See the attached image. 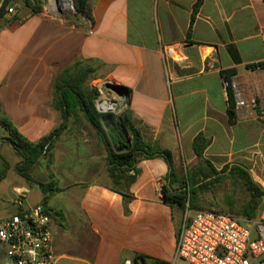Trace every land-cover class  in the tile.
Masks as SVG:
<instances>
[{
  "label": "crops",
  "instance_id": "0c3cea01",
  "mask_svg": "<svg viewBox=\"0 0 264 264\" xmlns=\"http://www.w3.org/2000/svg\"><path fill=\"white\" fill-rule=\"evenodd\" d=\"M197 1L90 0L91 21L57 1L9 0L15 12L0 18V116L40 142L62 123L53 101L56 79L87 61L96 69L90 79L123 88L143 139L172 152L180 177L202 166L193 144L203 134L210 141L205 159L216 171L243 165L264 189V68H249L264 63V1L204 0L189 35ZM231 70L227 80L223 72ZM70 119L86 120L80 114L67 125ZM8 137L0 124V175L6 172L0 197L10 193L13 204L7 217L19 212L22 193V209L43 205L52 218L56 264L172 260L184 215L163 202L161 189L169 184L163 159L137 164L126 213L122 196L111 189L107 157V165L81 178L74 166L66 167L58 178L61 190L44 193L17 172L20 158ZM229 177L244 186L229 172L216 181ZM33 187L39 192L30 199ZM0 253L3 264V243Z\"/></svg>",
  "mask_w": 264,
  "mask_h": 264
},
{
  "label": "trees",
  "instance_id": "16d2710c",
  "mask_svg": "<svg viewBox=\"0 0 264 264\" xmlns=\"http://www.w3.org/2000/svg\"><path fill=\"white\" fill-rule=\"evenodd\" d=\"M35 1L39 3V0ZM73 2L76 16L93 20L90 0H73ZM203 2L204 0H198L194 6L189 35ZM35 10H41V7H37ZM257 67L264 68V63L249 66V68ZM95 72L96 69L87 61H79L74 66L67 68L56 79L53 101L61 113L62 123L49 136L38 143L29 141L6 117L0 116V124L9 134V137L4 141L11 144L20 158L16 170L24 179L29 183H33L32 171L48 152L55 139L67 127L68 119L74 118L77 120L82 114L105 145L108 153L109 175L113 183L111 189L122 196L126 213L129 212L128 205L134 200L131 186L136 181L137 164L142 160L161 158L169 168L167 175L169 184L161 189L165 205L184 210L186 202L189 201L192 202V208H197L198 203L196 201H198L199 193L206 188V183L210 179L221 180L223 174L229 172L241 179L245 189L251 196L250 201L243 208V215L248 219L257 216L260 199L264 196V189L253 179L250 171L243 165H227L222 171H216L212 164L205 159V151L210 141L203 134L197 135L193 144L194 152L201 160L202 166L193 171H187L185 177H180L174 168L172 152L146 143L128 108L119 116L110 115L112 122L110 127L106 128L103 123L105 114L100 113L95 104V100L99 96V90L87 85L90 77ZM235 72L236 70H231L223 73L228 80L229 75ZM229 94L231 102L230 120L233 122L236 119V104L230 91ZM124 102L129 105L126 96ZM119 149L121 151H118ZM204 167H209V169L205 170ZM5 174L6 172H3L0 175V180L4 178ZM175 184H177V187H174ZM39 185L44 193L47 190L54 192L51 188L44 186L43 183H39Z\"/></svg>",
  "mask_w": 264,
  "mask_h": 264
},
{
  "label": "built area",
  "instance_id": "2783aa9c",
  "mask_svg": "<svg viewBox=\"0 0 264 264\" xmlns=\"http://www.w3.org/2000/svg\"><path fill=\"white\" fill-rule=\"evenodd\" d=\"M7 12L13 14L14 7ZM100 94L104 95L101 90ZM119 98L120 105L103 101L101 96L95 104L100 113L119 116L128 108L124 97ZM25 198L22 193L16 201L18 213L0 219V243L6 246L3 264H56L51 215L41 204L22 209ZM125 264L141 263L127 260ZM168 264H264V209L248 220L218 211L187 209Z\"/></svg>",
  "mask_w": 264,
  "mask_h": 264
},
{
  "label": "rangeland",
  "instance_id": "374dc122",
  "mask_svg": "<svg viewBox=\"0 0 264 264\" xmlns=\"http://www.w3.org/2000/svg\"><path fill=\"white\" fill-rule=\"evenodd\" d=\"M52 1H57V4L62 8H66V12L68 13L74 11L72 9V7L74 8L73 0ZM87 85L92 88H98L104 93L103 96L101 94L98 96L99 98L100 96L103 97L101 100L115 102L120 105V98L116 93L111 91L109 86L112 84L108 80L91 78L87 82ZM102 114L110 115L107 113ZM136 126L139 130L142 129L138 124ZM105 149L104 143L85 119H81L77 123L73 119H70L67 127L55 139L49 147L48 152L32 171L33 183H43L44 186L51 188L54 192L61 190L58 178L64 176L66 167L68 169L69 166H74L76 172L79 173L78 178L83 177L90 170H100L106 164L107 153ZM39 165L41 166L39 167ZM13 175L11 173L10 177H13ZM181 175L185 177L186 172L184 170L181 171ZM206 184V188L199 193L198 201H196L199 209L225 212L235 215L240 219L248 220V218L241 214V211L249 201V194L239 179L229 177L221 182L212 180ZM38 192V188L33 187L29 198H34ZM12 207V195L10 193L5 194L3 199L0 197V219L7 217ZM175 209L178 213L184 215L187 209L191 210L194 208H192V202L187 201L184 210ZM263 209L264 200H260L257 214L263 211ZM1 258L0 253V261Z\"/></svg>",
  "mask_w": 264,
  "mask_h": 264
},
{
  "label": "water",
  "instance_id": "95a60500",
  "mask_svg": "<svg viewBox=\"0 0 264 264\" xmlns=\"http://www.w3.org/2000/svg\"><path fill=\"white\" fill-rule=\"evenodd\" d=\"M74 4V2H73ZM9 6V0H4L1 7H0V18H4L5 15L7 14V8ZM109 88H111V90L113 92H115L118 96L120 97H124V90L121 86H118V85H111L109 86ZM111 122H112V118L110 115H105L103 117V123H104V126L106 128H109L110 125H111ZM118 151H121V149H119Z\"/></svg>",
  "mask_w": 264,
  "mask_h": 264
},
{
  "label": "bare ground",
  "instance_id": "6f19581e",
  "mask_svg": "<svg viewBox=\"0 0 264 264\" xmlns=\"http://www.w3.org/2000/svg\"><path fill=\"white\" fill-rule=\"evenodd\" d=\"M104 108L108 109L109 108V105L108 104L104 105Z\"/></svg>",
  "mask_w": 264,
  "mask_h": 264
}]
</instances>
